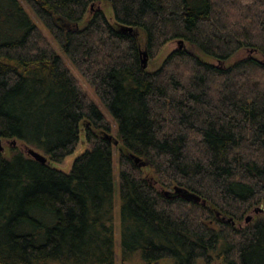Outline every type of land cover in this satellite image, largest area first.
I'll return each instance as SVG.
<instances>
[{"label": "trees", "instance_id": "16d2710c", "mask_svg": "<svg viewBox=\"0 0 264 264\" xmlns=\"http://www.w3.org/2000/svg\"><path fill=\"white\" fill-rule=\"evenodd\" d=\"M24 3L115 121L117 181L110 120ZM82 134L71 171L51 167ZM0 140L50 161L0 152V264H116L117 195L123 264H264V218H246L264 204V0H0Z\"/></svg>", "mask_w": 264, "mask_h": 264}, {"label": "rangeland", "instance_id": "374dc122", "mask_svg": "<svg viewBox=\"0 0 264 264\" xmlns=\"http://www.w3.org/2000/svg\"><path fill=\"white\" fill-rule=\"evenodd\" d=\"M25 8L28 10L30 16L32 17V19L34 20V22L38 25V27L43 31V33L46 35V37L50 40V42L52 43V45L54 46V48L57 50V52L59 53V55L63 58L65 64L68 66V68L72 71V73L74 74V76L78 79L83 91L92 99L94 100L98 106L100 107V109L102 110V112L106 115V117L108 118V120H110V123L112 125V136L116 137V132H117V126L115 121L113 120L112 116L110 115V113L108 112V110L106 109V107L103 105V103L101 102V100L99 99V97L96 95L94 88L83 78V76L80 74V72L76 69V67L73 65V63L71 62V60L69 59V57L64 53L63 50H61L58 45L56 44L53 36L50 34V32L42 25V23L40 22V20L35 16V14L33 12L30 11V9L25 5ZM98 7H100L106 17L109 19L110 23L112 25L116 24L114 15H113V11L111 9V6L107 3H101L99 5H97ZM88 17V16H87ZM86 17V18H87ZM88 20L84 21L81 25L80 28H83L86 25V22ZM180 48L178 42H171L168 43L165 47L162 48V50L160 51V53L154 58L151 59L148 56V66H147V70L148 71H154L157 70L164 62V60L166 59V57L175 49ZM186 48V47H185ZM195 53L198 57H200L203 61L210 63V64H217V61L211 57L206 56L205 54L201 53L198 50H195ZM248 55L247 51H240L238 52L236 55H234L230 60H228L226 62V66H231L233 65L235 62L245 58ZM257 55V54H255ZM258 56V55H257ZM2 145L4 147L3 150V156L6 158H9L12 156V154L14 152H20L22 154H24L27 157H30L27 152H26V148L30 147L33 148L31 146H28L27 144H25L22 141L19 140H3L2 141ZM35 149V148H33ZM88 149H90L89 144L86 142L84 135L82 134L80 136V142L74 152V154L70 155L69 157L66 158V160L62 163V164H56V163H51L50 166L53 168H56L58 170H61L65 173H69L72 169V165L74 163V161L80 156L82 155L85 151H87ZM37 150V149H35ZM40 153L44 154L42 151L37 150ZM124 152L127 153V150L124 148L123 145H115L114 148V174L116 177V181L118 180V176H119V170H120V166H119V157H120V152ZM45 155V154H44ZM46 156V155H45ZM143 167H145L144 172L145 174L150 177L151 179H155L154 175L152 174V172L150 171V169L144 164ZM175 187H179V186H173L171 188H164V191H174ZM116 209H115V229H116V241H115V253H116V264H123L122 260H121V247H120V215H119V198L117 195L116 198ZM258 209H261L262 212L258 211ZM264 204L257 206L256 208H254L248 215L246 218L251 217V222L258 220V219H262L264 218ZM246 225L245 221L244 222H240L238 224H236V226H243ZM126 264H140V260L137 258H134L131 262H127ZM159 264H172L170 261H163L160 262ZM200 264H206L204 262H200ZM211 264H223V262L221 260L216 259L213 263Z\"/></svg>", "mask_w": 264, "mask_h": 264}, {"label": "water", "instance_id": "95a60500", "mask_svg": "<svg viewBox=\"0 0 264 264\" xmlns=\"http://www.w3.org/2000/svg\"><path fill=\"white\" fill-rule=\"evenodd\" d=\"M127 30L131 33L134 31L133 28H129ZM178 44H179L180 48L184 47L183 41L178 42ZM142 53H143V67L147 68V66H148V55L146 52H142ZM106 138L109 139L110 141H114L115 145L119 144L118 141L114 140L113 136L106 135ZM3 150H4V147L2 145V140H0V152H2ZM26 152L35 161H37L41 164H45V165L50 164L48 157L45 156L44 154L40 153L39 151H37L33 148H30V147H27ZM136 162L140 165H144V163H142V160H140L139 158H136ZM164 194L166 196L172 197V198L182 197L186 200L194 201L196 203H203V204L206 203L205 201L202 200V198L200 196H198V195H196V194H194V193L190 192L189 190L182 188V187H175L174 191H164ZM258 211L262 212L261 209H258L257 212ZM251 219H252L251 217H248L247 221L249 222V221H251Z\"/></svg>", "mask_w": 264, "mask_h": 264}]
</instances>
